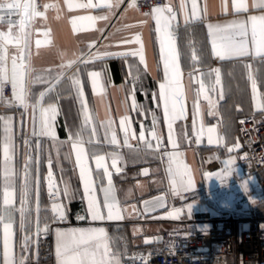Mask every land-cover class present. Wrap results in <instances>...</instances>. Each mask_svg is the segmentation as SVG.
Returning a JSON list of instances; mask_svg holds the SVG:
<instances>
[{"label": "crops", "instance_id": "0c3cea01", "mask_svg": "<svg viewBox=\"0 0 264 264\" xmlns=\"http://www.w3.org/2000/svg\"><path fill=\"white\" fill-rule=\"evenodd\" d=\"M20 2L0 0V9L17 8L20 13ZM246 2L250 6L249 11L236 13L232 7L233 0H195L198 18L192 16L193 0H164L163 5L159 6L162 8L167 5L176 13L174 31L179 51L180 77L179 84L173 82L167 94L169 117H172V93L174 90L183 93V115L172 119L171 130L165 118L164 101L159 95L165 76L157 39V23L152 14L156 7L141 11L123 5L124 0H119L118 6L111 8L103 5L116 3V0H44L43 10L30 12L27 21L0 22V81L10 80L8 62L12 53L18 55L20 63L15 81L20 89L16 98L17 107L14 110L8 106V101L0 105V117L11 120L8 135L9 143L14 144L16 198L14 206L5 210V214L14 220L9 245L15 264H21V260L29 264L33 245L32 228L36 218L39 223H44L53 215L52 211L47 210L46 203L49 194V159L52 161V183L55 189L61 190L55 202L63 205L66 217H72L78 210L79 198H82L84 217L91 223L56 228L53 232V255L43 264H57V229L104 228L109 251L121 264L133 247L143 245V236H157L162 230L188 220H196L197 226L206 230L219 217L230 214L245 216V203L237 196L231 208L222 207L220 202L232 190L226 186L225 174L238 161L236 116L264 115V59L251 53L247 56L218 58L212 52V37L207 26H224L233 21H245L249 16L264 15V10L251 7L252 0ZM248 33L251 47V22L248 24ZM137 35L140 43L135 42ZM141 45L143 63L139 55H109L91 60L97 54L137 51ZM193 55L196 56L195 61ZM86 60L90 62L84 63ZM215 69L220 71L221 83L215 85L213 91ZM89 72L100 73L95 91ZM250 73L257 83L255 99L248 79ZM73 74L82 81L84 98L91 115V124L83 132V146L86 153L84 163L92 173L94 195L101 213L107 217L108 210L103 206L104 192L100 189L108 187V178L104 176L103 168H96V157L102 156V163L108 170L119 169L111 174L110 202L114 203V213L118 212L121 219L93 220L87 211L88 201L84 197L76 151L70 140V133H76L82 125L80 100L75 89L70 86ZM201 81L213 102L212 106L205 99V93L200 92ZM53 84L56 85L55 90L49 91ZM133 96L136 107H133ZM49 105L58 107L54 122L55 140L44 134L40 123L39 108ZM34 108L37 109L35 113ZM210 112L214 114L210 115ZM125 117L129 127L127 143L120 128V120ZM92 127L96 129L95 135L91 134ZM210 128L214 129L212 133L208 131ZM112 131L117 136L115 144L111 142ZM142 131L144 138L140 139ZM4 136V125L0 123V165L3 161ZM159 144H165L169 151L166 163L159 160ZM114 155L117 157L115 167L112 166ZM29 157L32 161L28 165L26 227L22 229L18 210L21 207L24 165ZM8 170L10 173L11 164ZM189 178L192 180L190 187L187 184ZM8 186L11 188V182ZM66 186L68 195H64ZM196 187H205L211 193L191 201H179L183 192ZM159 193H163L167 199L166 211H171L175 217L167 218L163 216L166 211H159L151 215L161 221L136 223L141 211L140 201ZM2 201L3 181L0 178V208ZM249 205L254 215L253 210L259 213V217H264L262 198ZM236 209H242L244 213ZM25 236L28 237L27 247H24ZM119 239L124 240L123 245L119 244ZM0 264H3L2 225Z\"/></svg>", "mask_w": 264, "mask_h": 264}, {"label": "snow or ice", "instance_id": "6c2138e0", "mask_svg": "<svg viewBox=\"0 0 264 264\" xmlns=\"http://www.w3.org/2000/svg\"><path fill=\"white\" fill-rule=\"evenodd\" d=\"M119 0H116V3H105L104 7H114L118 6ZM101 6V5H100ZM135 7V3L130 5ZM183 7V5H182ZM233 9L236 13L247 12L249 11V4L246 0H233ZM252 8H259L264 10V0H252ZM167 13V15H165ZM152 14L154 15L157 23V39L160 44V54L161 59L164 65V76L165 82L160 85V98L164 101V111L165 118L168 120L169 129L172 127V119L178 118L183 115V104L181 102V97L183 93L179 90H174L172 93V109L174 115L169 117V95L167 90L173 82L179 84L180 77V64H179V51L177 47V41L175 38V20L176 13L172 8L165 5L164 7L153 8ZM192 16L196 17V3L193 0V11ZM188 17H185V22L187 23ZM251 22V47H249L248 40V24ZM257 25H259V32L257 31ZM209 36L212 37V52L220 59L232 58L236 56H247L250 53L264 59V15L259 16H249L245 21H233L229 25H212L208 26ZM259 37V38H258ZM135 42L140 43V37L137 35L135 37ZM115 55V56H127L132 55L140 56V61L143 63V46L137 51L131 52H117V53H103L97 54L92 61L103 59L105 56ZM192 59L195 61L196 56L193 55ZM89 60L84 61V63H89ZM249 67L250 66H247ZM216 79L215 84L213 85V91H215V85L221 83L220 80V71L215 69ZM211 75V73L209 74ZM88 76L91 79L93 91L97 88L98 79L100 73L98 72H89ZM248 79L251 82L253 98L255 99L257 93V83L256 79L251 73L248 76ZM58 83V82H57ZM70 86L75 89L77 98L80 100L81 104V115H82V125L81 129L76 133H70V140L72 142V148L76 151V163L79 166V175L83 183L84 197L88 201L87 211L91 214L93 220H103L105 218L111 219H121L122 217L118 212L114 213V203L110 202V191L112 189L111 173L108 168L103 165L102 161L104 157H96V168L99 170L103 168V174L108 178V187H101V191L104 192V202L103 206L107 208V217L101 213L100 205L94 195L95 187L92 181V173L88 168L87 164L84 163V157L86 155L84 148V138L83 132L85 129L89 128L91 124V115L88 111L87 102L84 98L83 84L80 78L73 74L70 77ZM56 85L53 84L49 91H54ZM200 92L205 93V99L209 100V105L212 106L213 102L210 97L207 96V89L205 88L203 82H200ZM177 105L179 106L177 108ZM133 107H136L135 98L133 96ZM37 109L34 108V113ZM40 123L41 127L44 129V134L47 137H51L53 140L56 139V133L54 131V122L56 116L58 115V107L56 105H49L47 108L40 107ZM210 115L214 114L212 112ZM0 123L4 125V140L2 144L3 152V161H2V181H3V201L2 208H0V225L3 226V264H15V259L12 257L10 251L9 240L12 236V225L14 220L6 217L5 210L14 206L16 191H15V180L16 172L13 164L14 156V144L9 143L10 137L8 135L10 128L9 125L11 120L8 118L0 117ZM111 121L109 122V126ZM127 118L120 120V128L125 134V143H127L129 127L127 126ZM155 124V118H154ZM209 133H212L214 129H208ZM91 134H96L95 127L91 128ZM107 134V130H106ZM155 136V132L153 133ZM144 138V132L140 133V139ZM91 142V141H89ZM111 142L113 144L117 143L116 132L112 131L111 133ZM209 142L211 143V137H209ZM231 151V149L229 150ZM117 157L113 156L112 166H116ZM32 161V158L29 157L24 165V182L22 185V193L20 194V209L18 210L21 215V224L20 227L24 229L26 227V208L25 205L28 203L29 188H28V165ZM38 163V161H37ZM11 164V172L9 173L8 165ZM52 161L49 159L48 167L49 171L47 174L48 180V192L49 196L53 197L57 195L55 192V186L52 183L53 173L51 171ZM119 171V169H117ZM11 182V188H9L8 183ZM188 186L192 185L191 178L187 181ZM64 195H68L67 186L64 188ZM38 199V191H37ZM190 208V206H189ZM38 210V205H37ZM51 211L53 217L60 220L65 219V210L62 204L53 202L51 205ZM78 219H84V217H77ZM41 229L39 228V223L37 222V232L39 233ZM42 231H48V225L46 224ZM57 246H56V256L57 264H120L118 258L114 254L110 253L108 243H107V233L104 228H87V229H70L67 231H61L60 229L56 230ZM24 247H27L28 237L25 236ZM148 241H146L147 243ZM21 264H24V261L21 260Z\"/></svg>", "mask_w": 264, "mask_h": 264}, {"label": "built area", "instance_id": "2783aa9c", "mask_svg": "<svg viewBox=\"0 0 264 264\" xmlns=\"http://www.w3.org/2000/svg\"><path fill=\"white\" fill-rule=\"evenodd\" d=\"M133 0H124L123 5H131ZM135 7L147 11L152 7L162 6L164 0H134ZM35 11H42L44 0H32ZM1 23H19L21 16L17 8L0 9ZM20 93L17 82L8 79L0 81V105L8 101V106L14 110L17 107L16 98ZM239 141L238 161L225 174L226 186L235 196L245 203L246 214L237 217L234 214L219 217L203 230L197 226L196 220L183 221L180 225L162 230L158 241L153 240L148 245H137L123 258L121 264H232V257L237 264H264V217L255 216L250 203L262 198L264 200V115L242 114L235 118ZM157 151L161 163H166L169 151L165 144H159ZM111 174L116 168L109 169ZM57 195H47V210L59 199V189H54ZM205 187H196L183 192L179 201H191L202 195L210 194ZM84 217L82 198L78 200V210L72 217L63 220L51 216L44 223L38 222L32 228V252L29 264H42L53 255V232L61 226L73 224H89ZM158 222L161 219L139 211L136 223ZM37 222L41 231L37 232ZM48 225V231L42 229ZM123 245L124 240L119 239Z\"/></svg>", "mask_w": 264, "mask_h": 264}, {"label": "water", "instance_id": "95a60500", "mask_svg": "<svg viewBox=\"0 0 264 264\" xmlns=\"http://www.w3.org/2000/svg\"><path fill=\"white\" fill-rule=\"evenodd\" d=\"M19 9H20V16L22 21H27L29 18L30 12H37L34 10L32 6V0H21L19 3ZM10 60L8 62L9 66V71H8V76L11 81L15 82L16 81V73L20 71V63L18 60V55L15 53H12L10 56ZM235 194L234 192H229L228 196L226 199L222 200L220 202L222 207L225 208H231L233 206V201L235 199ZM168 207L167 204V199L163 193L156 194L154 196L145 198L140 201V208L141 211L145 215H149L154 212H159V211H166ZM163 216L168 217H175L173 213L166 211ZM165 218V217H164ZM159 235L157 236H143L142 238V244L143 245H148L153 242V240L158 241ZM146 241H148L146 243Z\"/></svg>", "mask_w": 264, "mask_h": 264}, {"label": "trees", "instance_id": "16d2710c", "mask_svg": "<svg viewBox=\"0 0 264 264\" xmlns=\"http://www.w3.org/2000/svg\"><path fill=\"white\" fill-rule=\"evenodd\" d=\"M253 211H254V213H255V216H258L259 213L256 212L255 210H253ZM228 261H229L230 263H232V264H237V263L235 262V260H234L232 257H230V256L228 257ZM44 262H45V261H44ZM44 262H43V263H44ZM43 263H42V264H43Z\"/></svg>", "mask_w": 264, "mask_h": 264}, {"label": "rangeland", "instance_id": "374dc122", "mask_svg": "<svg viewBox=\"0 0 264 264\" xmlns=\"http://www.w3.org/2000/svg\"><path fill=\"white\" fill-rule=\"evenodd\" d=\"M236 208V207H235ZM238 212H240V213H244V210H242V209H236ZM164 213V212H163Z\"/></svg>", "mask_w": 264, "mask_h": 264}]
</instances>
